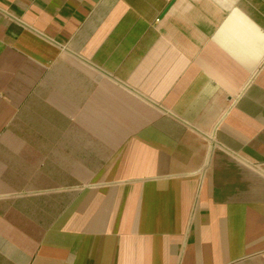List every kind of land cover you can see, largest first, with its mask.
<instances>
[{
	"label": "crops",
	"instance_id": "0c3cea01",
	"mask_svg": "<svg viewBox=\"0 0 264 264\" xmlns=\"http://www.w3.org/2000/svg\"><path fill=\"white\" fill-rule=\"evenodd\" d=\"M0 264H264V0H0Z\"/></svg>",
	"mask_w": 264,
	"mask_h": 264
}]
</instances>
